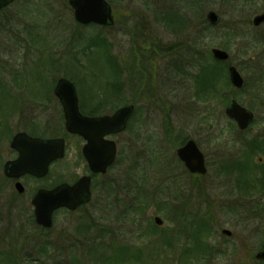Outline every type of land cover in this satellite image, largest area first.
<instances>
[{"label":"rangeland","instance_id":"1","mask_svg":"<svg viewBox=\"0 0 264 264\" xmlns=\"http://www.w3.org/2000/svg\"><path fill=\"white\" fill-rule=\"evenodd\" d=\"M68 1L15 0L0 15V82L12 87L6 90L0 84V100L15 107L8 100L11 95V101H19L21 106V113L17 111L11 120L10 132L37 128L34 123L51 134L62 132L54 93L62 76L75 83L79 97L108 95L113 104H135L131 129L125 128L119 135L120 156L112 171L96 182L92 201L74 212L57 211L50 229L36 222L33 192L46 181L58 183L82 172L75 164L77 142L71 139L65 157L52 165L49 178L25 177L26 193L12 200L14 187L5 179L3 167L16 154L10 146L12 133L5 135L0 149V264H6L3 257L8 255L22 264H178L179 244L184 239L172 248L160 235L176 230L172 213L176 214L174 209L180 203L198 209L197 214L211 216V242L229 248L227 255L214 253L207 264H264L256 257L264 246V212L249 215L248 211L264 206V198H259L264 194L254 192V200L241 197L237 183L250 176L239 166L246 160L244 143L264 134V27L259 30L252 22L256 14L264 12V0H232L234 4L246 2L240 12L233 11L230 0H208L202 14L207 18L213 9L221 21L220 25L210 22L215 27L201 42L195 36L205 23H199L198 15L191 16L190 28L183 34L187 43H200L199 49L208 57L214 47L227 50L229 65L237 66L245 79L242 88L231 83L224 97L209 96L208 100L195 97L194 75L199 65L177 62L180 50L175 46L170 53L157 50L160 52L154 54L152 77L144 75L143 80L138 68L131 70L134 45L149 48L154 41L166 46L183 38L159 19L174 0H108L115 15L113 25L78 22ZM226 27L232 28L230 32ZM129 28L141 36L134 38ZM94 35H104L112 43L111 56L118 57L120 74L97 49L92 48L93 54L81 51ZM182 63L183 71L178 68ZM233 98L256 113L258 120L248 132L240 131L225 112ZM6 130L1 128L0 133L6 134ZM187 138L194 139L205 155L208 170L204 175L189 173L178 157L177 149ZM259 159L260 155L254 156ZM155 215L163 218L161 226L156 225ZM223 228L232 235L222 233Z\"/></svg>","mask_w":264,"mask_h":264},{"label":"water","instance_id":"2","mask_svg":"<svg viewBox=\"0 0 264 264\" xmlns=\"http://www.w3.org/2000/svg\"><path fill=\"white\" fill-rule=\"evenodd\" d=\"M15 0H0V10L10 5ZM75 19L82 24H115L113 7L108 0H69ZM207 19L212 24H219L220 15L213 9L207 12ZM264 22V12L256 14L253 18L254 25ZM214 58L228 60L230 54L227 50L214 47L212 49ZM229 77L231 83L238 88H242L245 79L237 66H229ZM55 95L59 98L65 113L67 131L85 136L89 139V144L85 148L98 146V154H87L91 168L95 172H106L108 166L115 160L116 145L108 141L99 142L108 132L122 131L125 129L127 120L132 116L135 105L127 104L120 107L113 116L88 117L79 108V95L75 83L67 78L60 77L54 88ZM226 114L234 119L241 130L247 129L254 120V112L242 105L237 99L233 98L225 109ZM103 133H97L101 127ZM98 143H102L98 145ZM12 147L20 151V156L7 162L5 172L11 176H19L30 173L36 176H44L48 173L49 163L65 157V139L52 138L44 140L39 137H32L25 131L18 132L11 143ZM43 146L38 148L39 146ZM96 148V147H95ZM38 149L40 152H38ZM95 153V152H94ZM178 156L185 163L186 167L193 173H207L205 155L199 148L194 139L177 149ZM17 187L23 191L22 184ZM91 199L90 176L81 177L75 184L63 182L53 189H40L34 196L32 203L35 207L34 213L38 224L45 227L53 226L54 211L66 207L75 210L81 204ZM159 225L163 224L160 216L156 217ZM224 234L231 235L232 231L224 228ZM258 259L264 260V246L256 253ZM32 264H39L34 262Z\"/></svg>","mask_w":264,"mask_h":264},{"label":"trees","instance_id":"3","mask_svg":"<svg viewBox=\"0 0 264 264\" xmlns=\"http://www.w3.org/2000/svg\"><path fill=\"white\" fill-rule=\"evenodd\" d=\"M114 3L115 0H111ZM175 2H172L171 5H166L159 17V19L171 30L172 33L180 34L181 40H177L174 44H168L166 46L159 45L156 42L153 41L152 46L149 48L142 47L141 45H134L135 47L132 48L133 54L131 59V70L133 71V67L135 69H139L138 71L141 72V75L144 79V75H148L152 77L154 69L152 68V59L154 54H157L160 51H166L167 53H170L172 47H176L179 49V59L182 60V62H185L189 65L191 64H197L199 65V70L196 75H194V80L196 82V90H195V97H198L203 100H208L210 97H224L227 89L232 86L230 78H229V61L219 60L214 58V56L210 53V57L205 56L206 54H203L201 52L200 43H196V41H191L187 43L188 38L184 37L183 34L186 32L188 28H190V19L192 15H198L200 17L199 23H205V27H201L199 30V34H197L195 37H197L198 42L202 41V38L207 35L208 32H210V28L215 27L212 25L207 18L204 17L202 14V8L205 6L206 2L208 0H186V5L183 6V0H174ZM254 1V0H253ZM15 2V1H14ZM13 2V3H14ZM231 4H233V11L240 12L246 2L244 3H238L234 4L236 2L230 0ZM11 3L10 5H12ZM5 7L0 11V15L3 14L9 6ZM190 9V10H189ZM237 18V17H236ZM229 29L230 27H226ZM206 30V32L204 31ZM130 34H134L135 36H141V32H135L131 31L129 28ZM229 33L228 31H226ZM34 37V36H33ZM35 38V37H34ZM229 40V39H228ZM35 43H39L40 40L34 39ZM112 43H110L107 38L104 35H94L92 36L88 42H86L85 46L81 51H85L84 49H87L90 54H93V49H97V51H100L104 55V59L106 60V64L108 65L112 64L114 68H119V74L121 73V68L119 66L118 57L113 53V56H111L112 50ZM160 50V51H157ZM86 52V51H85ZM84 52V55L86 53ZM95 54V53H94ZM209 54V53H208ZM199 55V56H198ZM198 56V58H196ZM78 57V56H77ZM138 57V59H136ZM213 58V60L211 59ZM135 59L136 63L135 64ZM202 60V63L200 62ZM151 63L150 67L147 66V63ZM94 65H91V67ZM130 68V66H128ZM178 68L183 71L184 70V63L178 65ZM112 69V68H111ZM131 71V72H132ZM131 74L129 70H127ZM186 72V71H185ZM126 74V72H125ZM69 76V75H68ZM19 77V76H18ZM74 81L76 80L75 76H69ZM97 76L93 75V78L96 79ZM118 80V78H117ZM122 80V79H121ZM153 78L150 79L151 83L150 86L153 84ZM2 87L5 86L6 90H12V87L7 86L2 81L0 82ZM127 83L123 80V87ZM225 84V86H223ZM121 90L123 89L122 84H118ZM144 85L142 84L141 88ZM52 87V85H51ZM145 87V86H144ZM153 93V92H152ZM11 95L9 96V101L14 106H6L4 101L1 99L0 102L3 103V106H1L2 113L5 111V114H0V129L1 128H7L9 129L11 126V120L14 119V117L18 113H21L19 111L20 102L14 100L11 101L10 99ZM17 103H16V102ZM21 108V106H20ZM22 119L27 123L26 117L22 116ZM35 127H37V124H33ZM171 131V130H169ZM241 131V130H240ZM8 132V131H7ZM6 132V133H7ZM5 133H0V138L4 136ZM168 136L171 137V132H168ZM185 141V140H184ZM183 141V143H184ZM1 143V142H0ZM246 151L245 159L243 160L239 166L241 167L242 171L249 172L250 176L248 177H241L238 180V189L241 193H238L241 197H248L251 200H254V192L256 193H262L264 194V164H261L259 161L254 160V156L260 152L264 153V136L255 137L252 140H248L246 143H244ZM241 152V156H242ZM248 156V157H247ZM245 161V163H244ZM235 163V161H234ZM233 163V164H234ZM258 173H260V176H258ZM195 182V181H194ZM259 185V186H258ZM259 188V190H257ZM264 198V196H260ZM249 215H256L259 212H264V206H256L254 208L248 209ZM181 214L174 215L175 218H179V227L177 231H180L179 234H173V238L171 235H168L164 238V243H167L169 247L175 248L177 245L176 243H173L175 238H180L179 243L181 240L184 239V243L181 245V255L180 260L178 264H207L212 261L213 254L214 253H220L222 255H227V250H229L228 246L224 247L218 243L211 242V221L210 217L207 214H196L195 218L191 217H184L182 221ZM213 217V216H212ZM172 234V233H171ZM28 233L26 232L24 234V237H28ZM175 236V237H174ZM131 249L133 247L131 246ZM115 257L118 259L116 254H114ZM113 255V256H114ZM12 257V258H11ZM4 262L9 264H22L18 258L13 259V256L8 255L3 257ZM113 259V258H111ZM111 262V261H110ZM41 264H46L44 262H40ZM29 264V263H27ZM164 264H175L173 262H165Z\"/></svg>","mask_w":264,"mask_h":264},{"label":"flooded vegetation","instance_id":"4","mask_svg":"<svg viewBox=\"0 0 264 264\" xmlns=\"http://www.w3.org/2000/svg\"><path fill=\"white\" fill-rule=\"evenodd\" d=\"M239 17V16H238ZM241 21H239V23H240ZM252 22H253V20H252ZM220 25V24H219ZM218 25V26H219ZM254 25V24H253ZM256 28H258L259 30H261L260 28L261 27H264V22L263 23H261V24H259V25H254ZM261 35L262 36H264V30H261ZM180 61H182L181 59H179L178 58V60H177V62H179L180 63ZM178 63V64H179ZM150 65H151V63H147V66H149L150 67ZM230 66V65H229ZM228 66V67H229ZM55 88V87H54ZM56 97V99L58 100V103H59V108H60V110H61V123H62V132L60 131V132H57L56 134L55 133H50L49 132V129H45V128H42L41 126L39 127V123H36L38 126H37V128H32V129H29V130H26V129H23V130H16V131H14V130H12V132H10L11 131V129H7L6 130V134H4V136L2 137V138H0V149H1V145L3 144V138L5 137V135H7V134H9V135H11V133H12V137H11V140H10V146H11V148L13 149V151L15 152V156L14 157H12V158H9L8 160H6L5 161V163H4V167H3V173H4V177H5V179L7 180V181H9V183H12L13 184V187H14V193H13V195H15V196H13L12 195V197H10L12 200H13V198H15V197H20V196H22L23 194H25L26 193V191H27V186H26V184H25V182H24V178L25 177H29V178H33V179H35V180H43V179H47V178H49L48 176H49V173H50V170H51V167H52V165L56 162V161H58V160H60V159H58V160H52L50 163H49V170H48V173L46 174V175H44V176H36V175H33V174H30V173H24V174H21V175H19V176H11V175H8L6 172H5V166H6V164H7V162H9V161H13V160H15V159H17L19 156H20V151L19 150H17V149H15V148H13L12 147V145H11V143H12V140H13V138H14V136L18 133V132H21V131H25L28 135H30V136H32V137H39V138H42V139H44V140H48V139H52V138H56V137H59V138H64L65 139V155H66V153H67V151H68V149L70 148V143H71V139H75V141L77 142V150H78V155H77V160H76V165L77 166H80V167H82L83 168V170H82V172H79V173H77L76 175H74L73 177H71V178H69L68 180L67 179H65L64 181H61V182H56V180H53V181H46V183L45 184H41V185H37L36 186V188H35V190H34V194H33V197H32V200H33V198H34V196H35V194L40 190V189H53L54 187H56L58 184H61V183H63V182H68V183H70V184H75L81 177H83V176H90V190H91V199L88 201V202H85V203H83V204H81L78 208H76L75 210H70L69 208H66V207H61V208H59V209H57V210H55L54 211V214H53V221H54V215H55V213L57 212V211H59V210H68V211H70V212H74V211H77V210H79V209H81L82 207H84L85 205H87V204H89L91 201H92V199H93V197H94V195H95V192H97V181H99L102 177H104L107 173H109L110 171H112L111 169L116 165V163H117V159L119 158V156H120V142H119V139H118V137H119V135L120 134H122V132H124V131H128V130H130L131 129V115H130V117L128 118V120H127V124H126V129L123 131H115V132H113V131H111V132H108L106 135H104V137H102V140L101 141H99V142H105V141H108V142H110V143H114L115 145H116V148H117V152H116V157H115V160L108 166V168H107V170H106V172H95V171H93L92 170V168H91V165H90V162H89V160H88V157H87V154L89 153V155L91 156V155H95L96 153L98 154V152H99V150H98V146L96 145V146H92L90 149H86L85 150V148L88 146V144H89V139L88 138H86L85 136H83V135H80V134H76V133H70V132H68L67 131V127H66V119H65V113H64V110H63V106H62V104H61V102H60V100H59V98L57 97V96H55ZM47 99H49V97H46ZM51 99V98H50ZM53 99V98H52ZM110 100H111V98L108 96V95H100V96H98V97H93V96H91L90 98H88V97H79V108H80V111L85 115V116H88V117H104V116H113L114 114H115V112L120 108V107H122V106H119V105H117V104H113V103H111L110 102ZM135 105V104H134ZM124 106V105H123ZM245 106V105H244ZM247 107V106H246ZM247 108H249V107H247ZM250 110H252L253 112H254V115H255V117H254V120L251 122V124H250V126L247 128V129H245V130H241V131H244V132H248V131H250L251 129H252V126L254 125V123L258 120L256 117V113H255V111L253 110V109H251V108H249ZM103 129H104V127L102 126L101 128H100V130L99 131H96L97 133H103ZM182 133V132H181ZM8 135V136H9ZM259 136H264V134H258L257 135V137H259ZM191 138H187L186 140H185V142H184V144L185 143H187L189 140H190ZM100 144H102V143H98V145H100ZM183 144V145H184ZM182 145V146H183ZM41 147H43V146H39L38 148H41ZM96 147V148H95ZM181 147V146H180ZM246 150V149H245ZM244 150V151H245ZM38 152H40V150L38 149ZM88 152V153H87ZM95 152V153H94ZM256 155H260V158L261 159H259V160H256V161H259L261 164H264V160H263V158H264V153L263 152H260V153H258V154H256ZM255 155V156H256ZM179 157V156H178ZM180 158V157H179ZM205 160H206V158H205ZM206 165H207V161H206ZM188 169V168H187ZM188 171H189V173H191V174H197V175H200L201 173H193V172H191L189 169H188ZM206 174V173H205ZM201 175H204V174H201ZM258 176H260V173H258ZM102 181V180H101ZM49 182V183H48ZM18 183H20V184H22V186H23V191H20L19 189H18V187H17V184ZM99 187L101 188V184H99ZM160 195H163V193H161ZM164 195H165V193H164ZM201 195H204V193H201ZM187 199H189V198H187ZM34 209H35V207H34ZM174 212L176 213V214H181V215H183L182 216V221H183V219H184V217H188V216H191L192 214H194V215H196L198 212H199V210L198 209H192V208H187V207H185L184 206V203H180V204H177V206H176V208L174 209ZM157 213V212H156ZM35 214V213H34ZM173 214V217H174V215H176V214H174V213H172ZM157 216H160V215H155V218H154V220H155V223H156V225H158V226H161V225H159V224H157V222H156V217ZM161 217V216H160ZM162 218V217H161ZM163 219V218H162ZM164 221V220H163ZM37 222V221H36ZM164 223V222H163ZM173 223L176 225L175 226V228H176V230L175 231H171V233H169V235H171V237L173 238V234H177V230H178V227H179V218H173ZM40 226H42V225H40ZM151 226H153V224H151ZM42 227H44V226H42ZM50 229V228H49ZM224 229V228H223ZM222 229V230H223ZM148 231H152V230H150V229H148ZM222 233H223V231H222ZM21 235H22V233H20ZM227 235V234H226ZM232 235V234H231ZM231 235H228V236H231ZM168 235H165V234H163V235H160V240H162L163 242H165L164 240H163V238H165V237H167ZM175 237V236H174ZM180 239V238H179ZM179 239L178 238H175V240H174V242L173 243H175V242H179ZM261 261H264L263 259H260Z\"/></svg>","mask_w":264,"mask_h":264}]
</instances>
